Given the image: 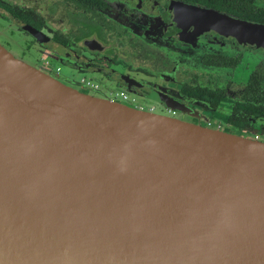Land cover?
<instances>
[{
    "label": "water",
    "instance_id": "obj_1",
    "mask_svg": "<svg viewBox=\"0 0 264 264\" xmlns=\"http://www.w3.org/2000/svg\"><path fill=\"white\" fill-rule=\"evenodd\" d=\"M210 15L264 45V24ZM0 264H264V141L86 93L0 43Z\"/></svg>",
    "mask_w": 264,
    "mask_h": 264
},
{
    "label": "flooded vegetation",
    "instance_id": "obj_2",
    "mask_svg": "<svg viewBox=\"0 0 264 264\" xmlns=\"http://www.w3.org/2000/svg\"><path fill=\"white\" fill-rule=\"evenodd\" d=\"M211 12L264 24V0H0V43L68 85L82 74L98 96L120 88L264 141V45L224 33Z\"/></svg>",
    "mask_w": 264,
    "mask_h": 264
},
{
    "label": "rangeland",
    "instance_id": "obj_3",
    "mask_svg": "<svg viewBox=\"0 0 264 264\" xmlns=\"http://www.w3.org/2000/svg\"><path fill=\"white\" fill-rule=\"evenodd\" d=\"M3 42V41H2ZM24 43V42H23ZM7 47V46H6ZM7 48H9V46L7 47ZM20 55V54H19ZM25 60H27L28 62H30L31 64H33V65H37L35 62H33V61H30L29 59H25ZM39 66V65H38ZM59 66V64H56V66H55V69L57 68ZM40 67V66H39ZM41 68V67H40ZM42 69V68H41ZM56 71V70H55ZM91 79V78H87V77H84V76H82V74H77V75H74V79H76V80H78V82L80 83V81L83 83V85H81V84H79L77 87H78V89H80L81 91H84V92H86V93H89V94H95V96H98V95H100V94H96L97 92H96V90H94V89H91L90 87L88 88L86 85H87V83L86 82H83V79ZM61 79V78H60ZM93 81V80H92ZM65 83V82H64ZM74 87V86H73ZM76 87V88H77ZM112 90H122V89H112ZM110 91L111 90H107V93L105 94V96L107 97V98H110V97H112V95L110 94ZM101 97H104V96H101ZM146 109H148V108H146ZM163 113H167L166 111H164ZM228 131V130H227Z\"/></svg>",
    "mask_w": 264,
    "mask_h": 264
},
{
    "label": "built area",
    "instance_id": "obj_4",
    "mask_svg": "<svg viewBox=\"0 0 264 264\" xmlns=\"http://www.w3.org/2000/svg\"><path fill=\"white\" fill-rule=\"evenodd\" d=\"M83 82H86L87 85H90V84L93 85V82H91L90 80H88L86 78L83 79ZM110 94L112 95V97H110L112 99L121 100L123 102H127L131 105H134L137 108L146 109L142 105L134 104V101H133L131 95L128 92H125L124 90H111ZM167 114H172V112H168ZM172 115H174V114H172Z\"/></svg>",
    "mask_w": 264,
    "mask_h": 264
}]
</instances>
